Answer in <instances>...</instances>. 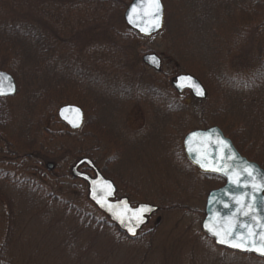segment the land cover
Segmentation results:
<instances>
[{"label": "rangeland", "instance_id": "1", "mask_svg": "<svg viewBox=\"0 0 264 264\" xmlns=\"http://www.w3.org/2000/svg\"><path fill=\"white\" fill-rule=\"evenodd\" d=\"M119 1L115 12L104 9V15L111 12L112 32L120 30V22L124 24L123 14L132 0ZM219 1V12H226L221 27L201 19L202 13L196 14L197 25L192 0H162L165 23L160 34L123 42V33L118 38L121 46L111 45L109 51L105 26L87 24L99 13L92 3L80 0L76 11L58 8L53 15H41L45 24L41 36L49 35L45 26L51 18L55 31L72 38L69 54L66 48H58L52 58L53 51H40L30 38L15 45L23 48V57L16 63L18 91L12 98L0 99V178H7L0 181V191L12 197L15 205L30 206L22 191L24 196L17 200L9 183L19 171L8 162L6 144L10 143L21 162L26 156L35 161L47 157L42 166L32 165L31 175L43 183L41 176L48 172L52 179L44 178L46 183L51 181L70 193L73 189L79 206L86 201V187L71 178L70 170L89 154L102 175L117 186L119 196H128L132 205H155L158 211L136 243L125 240L116 245L108 236H100L108 244L100 246L102 251L91 244L80 250L76 243L70 246L74 236L65 227L71 222L60 223V215L52 216L54 205H46L40 214H25L16 225L9 218L16 233L1 251L13 257L14 264H87L77 261L78 254H88L92 264L93 252L114 255L115 261L108 258L107 264L136 261L143 255L147 263L142 264H261L217 250L210 240L201 238L206 195L221 187L222 181L198 173L182 154L187 133L218 127L244 157L264 170V75L258 77L259 71L264 74V30H256L259 37L250 30L253 17L245 5L250 0L241 1L243 9L233 4L223 9L226 0ZM207 3L213 2L204 0ZM121 48L124 52L112 61L109 52ZM145 54L162 59L160 73L142 65ZM259 54L263 58L258 60ZM29 68L34 72L27 73ZM178 74L199 80L206 100L198 102L189 94L177 97L169 80ZM68 104L85 113L83 128L72 135L56 118L57 109ZM47 164L54 168L47 170ZM4 197L0 193V218L9 206ZM4 226L0 224L2 230ZM8 235L2 232L0 247ZM80 238L86 243L93 236Z\"/></svg>", "mask_w": 264, "mask_h": 264}, {"label": "trees", "instance_id": "2", "mask_svg": "<svg viewBox=\"0 0 264 264\" xmlns=\"http://www.w3.org/2000/svg\"><path fill=\"white\" fill-rule=\"evenodd\" d=\"M77 1L80 0H0V70L6 71L10 73L15 81L18 80L19 76V69L16 67V63L21 61L23 57V48L18 47L15 45H19L22 40H25V38H30L31 41L34 40V45H39L38 49L41 51L42 49L45 50L47 53L52 52L50 55L53 58V55L58 54V48H66L69 54L72 51V46L70 43L72 38L65 39L63 36L64 34L60 35V32L57 30L55 31L53 25L49 19V22L45 26L48 29V36L44 38V36L40 34V28H42L43 25V19H41V15L43 16L45 13H50L49 15H53V13H56L57 9H70L74 8L73 11H76L79 9ZM87 3H92V7L94 10L97 11L98 16H94V18H90L87 21L88 25H101L105 26L103 34H105V38L110 41L111 43L107 42V46L109 48V51L111 50L109 46L112 45L115 46H121V44L118 41V38L121 34H125L126 39L132 40L134 38H138V36L127 29L124 24L120 22V30L118 32H112L109 25L110 22V13L116 11V2H120L119 0H85ZM242 0H226L224 4L222 5V8H229V5L233 4V6H237L238 8L243 9L246 7L250 10V13L252 14V21L250 25V30L252 34L255 36H258L256 33V30H264V0H250L248 3L245 4L246 6H243L244 3L241 4ZM212 5L209 3L204 4V0H192L193 3V11L192 15L194 17V20L196 21V24L199 25L200 22H198V17H196V14L201 15V19H204L207 22H217L219 27L223 26L225 23L224 14L226 12L220 13L218 10V4L221 2L219 0H212ZM82 3V2H81ZM121 4V3H120ZM122 5V4H121ZM90 6V5H89ZM114 8V9H113ZM221 8V9H222ZM98 9V10H97ZM104 9L107 11H112L108 13V15H104ZM227 11V10H223ZM101 13V14H100ZM106 14V13H105ZM203 17V18H202ZM205 17V18H204ZM200 18V17H199ZM203 21V20H202ZM104 24V25H102ZM95 26V27H96ZM264 32V31H263ZM253 35V37H254ZM140 38V37H139ZM122 39V38H121ZM262 40H264V35L261 37ZM106 40V41H107ZM259 40V39H258ZM117 41V42H116ZM69 45V46H68ZM45 48V49H44ZM76 48V46H75ZM126 48V47H125ZM125 48L121 49H112V52H109V56L112 58L111 60L114 61L116 57L120 56L122 52H124ZM129 47L126 48V51H128ZM57 50V52H56ZM43 55V53L41 52ZM42 57V56H41ZM55 57V56H54ZM259 58H263L261 54L258 56ZM118 62V60H116ZM118 64V63H117ZM125 64V63H124ZM36 71V69H34ZM27 73L34 72L32 69L26 70ZM258 77L262 78L264 74H260V71L258 72ZM262 76V77H261ZM264 78V77H263ZM47 88V87H46ZM42 89V88H41ZM36 90V88H34ZM1 114V113H0ZM37 118V117H36ZM37 124H39L40 119L38 117V120L35 121ZM3 151V149H0ZM6 150H7V158L10 162L9 165H12L14 168H18V178L17 179H11L12 181L9 182L10 185L14 188V192L17 195V200L21 201V197L25 195V198L29 200L30 206L23 208L22 206L15 205V200L12 199V197L7 196V194L2 193L5 197V201L7 203V209L3 211L2 217L0 218L3 221H0V224H5L4 230L0 227V242L1 240V234L2 232L5 233L7 231L8 240L5 239L3 245L0 247V251L4 247L6 243H9V240L11 237L14 238V232L16 231L12 228L11 223L8 220L9 218L15 225L17 224V220L21 217H23L25 214H40L42 211H44V207L46 205L49 206H55V211H50V214L53 216L54 213L57 215H60L61 221H70V227H65L66 230H70V233H73L70 240V246L74 245L76 243L77 248L80 250L83 248L84 245H87V247L92 246V248L100 249V246H106L108 244L102 243L99 239L100 236H108V239L111 241L113 240L116 245L121 244L123 241L128 240L126 239L121 233H119L116 228L109 224L105 217H103L102 214H100L94 207L87 201H84L83 206H79L77 202L79 201L76 197H73V192L71 190V193L62 189L61 187L57 186L55 183H46L44 178L52 179L49 174L46 173V175L41 176L42 182H38L32 175V165H39L42 166V163H46L47 157L35 161L36 158L28 157L26 156V160L24 158L25 162L20 161V157L18 156L17 152L11 149L10 143L6 144ZM37 160V159H36ZM43 161V162H41ZM8 177V176H5ZM7 180V178H0V181ZM54 188V191H52ZM24 192V195L23 193ZM20 193V195H19ZM82 195H84L81 192ZM67 197V199H65ZM75 198V199H74ZM70 199V200H69ZM72 199V200H71ZM76 200V201H74ZM13 203V204H12ZM14 205V208L12 207L10 209V206ZM19 206V207H17ZM41 210V211H40ZM8 225V229L6 228ZM62 226V224L60 225ZM74 231V232H73ZM82 235H90L93 236L92 240L85 241L80 238ZM140 237H138L135 240H129L132 242H137V240ZM201 238L205 240H210L206 238L203 234H201ZM6 242V243H5ZM100 242L102 244H100ZM211 242V240H210ZM109 243V242H108ZM212 243V242H211ZM89 244V245H88ZM213 245V244H212ZM105 248V247H103ZM214 248H216L214 246ZM106 249V248H105ZM219 248H217L218 250ZM224 253L229 252L228 254H234V255H240L245 256L247 260L251 261L252 258L254 260H257L261 264H264V259H259L251 255H242L230 251H226L223 249H219ZM4 252H0V264H14L15 260L11 256L3 255ZM145 253V251L143 252ZM144 256V255H143ZM143 256H139L136 261L133 259H126V261L122 264H142L144 261L145 263L147 258H143ZM89 256L88 254H78L77 261L81 263V261H87ZM92 259V264H107V260L113 259L115 261L114 255H106L104 256L102 253H94L90 256ZM103 259V261H102ZM208 259H204L206 261ZM90 261V260H89ZM99 261V262H97ZM196 262H192L191 264H194ZM206 264V262H203ZM221 263V262H220ZM120 264V262H119ZM162 264H166V262H162ZM222 264V263H221ZM256 264V263H255Z\"/></svg>", "mask_w": 264, "mask_h": 264}, {"label": "water", "instance_id": "3", "mask_svg": "<svg viewBox=\"0 0 264 264\" xmlns=\"http://www.w3.org/2000/svg\"><path fill=\"white\" fill-rule=\"evenodd\" d=\"M162 6V14H161V26L158 29L151 31L146 34L140 30L142 25L140 22V17L143 16V12L140 11L142 7V0H132L127 6L124 14H123V23L124 25L132 32L136 33L139 37L149 39L153 36L158 35L164 27V5L162 0H160ZM137 8V12L133 13L132 9ZM129 15L133 17L132 22L129 20ZM155 57L156 63L152 61V58ZM141 62L143 65L153 70L154 72H160L162 67V61L156 54H145L141 58ZM0 74L4 78L3 82V90L5 92L4 95H0V98H8L13 97L17 92L16 82L11 74L6 71L0 70ZM181 77H191L192 82L198 85L203 91L204 95L200 96L196 94L195 89L190 85L189 81H182ZM171 88L177 93L182 94L184 92H189L190 95L199 101H203L206 98V91L199 80H197L194 76L190 74H179L172 78L171 80ZM79 110L78 112L76 110ZM57 118L62 123L66 124L68 128L71 130H78L81 128L83 124V112L80 108L75 105H63L58 108L56 112ZM74 124H78L79 126H74ZM199 134L195 136L189 144L188 138L192 136V134ZM203 137H208L205 141ZM221 138L228 142L229 147L231 149L230 154H234L236 157L235 161L225 160L224 163L231 165L232 167H238L239 165L247 164L251 165L256 172L259 174L258 180L264 178V170L255 162L247 160L245 157L241 156L240 153L235 149L232 142L224 136L222 131L218 127H209L207 129H199L194 130L187 133L182 141V150L186 160L197 169L199 173L203 174H211L220 177L223 179V186L216 190H212L207 194L205 207L203 211V218L200 223L201 232L210 240H212L214 246L242 254V255H251L259 259H264V255H260L256 251L251 250H241L238 248H233L224 244L217 243V238L212 235L206 228L207 224L209 228L213 225H221L223 222L224 225H227V221L223 218L229 217L238 207L235 201L230 199L235 194H238L241 191L247 190L249 192L248 202L250 204H255V209L253 213L258 218H264V191H256L253 199L251 185L248 186L247 189L244 188L243 185L241 187H237L235 183V174L233 175V181L230 182L228 177L223 175L220 172H213L202 169L199 164L196 162L197 159L201 158L202 152L207 150L210 153V156H218L219 154L216 152L217 145L215 143L217 138ZM211 145L210 148L207 145ZM201 145H204V148H201ZM191 147L192 151H189ZM211 162V160H209ZM49 169H52V165H47ZM82 166H87L93 172V177H90L86 173L80 172L78 169ZM71 176L74 179L80 180L86 185L87 191V200L93 205V207L102 214L110 224H112L116 229L125 235L126 238L130 240H134L139 232L148 224L149 219L158 211V207L146 203L137 204L135 206H131L128 202V199L121 198L119 200H115L116 188L114 184L105 179L103 175L99 172V170L95 167V165L86 158L78 160L75 165L70 170ZM110 184L111 188L109 189L107 185ZM99 201V202H98ZM125 204L129 209L135 210L141 207H147L150 210L143 215V222L139 223L137 226V220L132 217L131 212L125 213L124 206ZM228 204L229 207H225L224 205ZM239 220L243 223H256V221L251 220L248 217L239 216ZM132 227L135 229V234L129 232V228Z\"/></svg>", "mask_w": 264, "mask_h": 264}, {"label": "snow or ice", "instance_id": "4", "mask_svg": "<svg viewBox=\"0 0 264 264\" xmlns=\"http://www.w3.org/2000/svg\"><path fill=\"white\" fill-rule=\"evenodd\" d=\"M137 8H133L132 12L136 13ZM140 11L143 12V16L140 17V22L142 25L140 30L145 32L146 34L151 31L158 29L161 26V14H162V6L160 0H142V7ZM129 20L132 22L133 17L129 15ZM152 61L156 63L155 57L152 58ZM182 81H189L190 85L195 89L196 94L203 96L204 91L192 82L191 77H181ZM3 82L4 78L2 74H0V95H4L5 92L3 90ZM79 111L78 109L76 110ZM74 126H79L78 124H74ZM199 134H192L188 138V143L191 144L193 138ZM206 141L208 137H203ZM217 148L216 152L219 154L218 156H210V153L207 150L202 152L201 158L197 159L196 162L202 169L220 172L223 175L227 176L229 181H233V175L235 174V183L237 187L244 186L245 189L251 185L252 195L254 199V195L256 191H264V178L258 180L259 174L256 170L247 164L239 165L238 167H232L231 165L225 164V160L235 161L236 157L231 153V149L227 141L217 138L215 141ZM208 148L211 145H207ZM201 148H204V145H201ZM191 152V147L189 148ZM211 160V162H209ZM107 187L110 189L111 185L108 184ZM249 192L247 190L241 191L238 194L230 197L233 201H235L238 207L236 210L227 218H223L227 221V225L225 226L222 222L221 225H213L211 228L206 224L205 228L217 238V243L224 244L233 248H238L241 250H251L256 251L260 255H264V218H258L253 213L255 209V204H250L248 202ZM99 202V201H98ZM226 208L229 207L228 204L224 205ZM125 213L131 212L132 217L137 220V226L139 223L143 222L144 213L148 212L150 209L147 207H141L135 210L129 209L127 205L124 206ZM239 216L248 217L256 223H243L239 220ZM129 232L135 234V229L130 227Z\"/></svg>", "mask_w": 264, "mask_h": 264}, {"label": "flooded vegetation", "instance_id": "5", "mask_svg": "<svg viewBox=\"0 0 264 264\" xmlns=\"http://www.w3.org/2000/svg\"><path fill=\"white\" fill-rule=\"evenodd\" d=\"M161 72V71H160ZM160 72H157V73H160ZM156 73V72H155ZM172 78L173 77H171L170 78V80H169V85H170V87H171V80H172ZM171 90H172V88H171ZM173 91V90H172ZM185 94H189L188 92H184V93H182V94H176V96L177 97H182L183 95H185ZM204 101V100H203ZM82 112H83V124H82V126H81V128L80 129H78V130H71L70 128H68V126H66L65 124H62L63 126H65L66 127V129L68 130V132H69V134H75V133H78L82 128H83V126H84V123H85V113H84V111L82 110ZM89 137V136H88ZM89 138H91V137H89ZM182 154H183V157H184V160H185V162L189 165V166H191L190 164H189V162L186 160V158H185V156H184V153H183V150H182ZM83 158H86V159H89L94 165H95V167L99 170V168L97 167V165H96V163H95V161L93 160V158H91L90 157V155L89 154H85V156H83V157H81V158H79V160L80 159H83ZM78 161V160H77ZM76 161V162H77ZM75 162V163H76ZM75 163L72 165V167L75 165ZM71 167V168H72ZM194 170H196L197 171V169L196 168H194L193 166H191ZM47 169H49V167L47 166L46 167ZM54 168V167H53ZM52 168V169H53ZM80 172H82V173H86V174H88L90 177H93V172H92V170L90 169V168H88L87 166H82V167H80L79 169H78ZM49 171H50V169H49ZM99 172L102 174V172L99 170ZM198 172V171H197ZM199 173V172H198ZM201 175H204V176H211V177H213V178H215V179H219L220 181H222V185H223V180L221 179V178H219V177H215L214 175H210V174H202V173H200ZM104 178L105 179H107V180H110L113 184H114V182L111 180V179H108V178H106L105 176H104ZM114 186H115V188H116V194H115V200H119V199H121V198H126V199H128V202H129V204L131 205V206H135V205H132L131 204V202H130V199H129V197L128 196H125V195H122V196H119V192H118V188H117V186L114 184ZM141 204V203H140ZM148 204V203H147ZM153 217V216H152ZM151 217V218H152ZM150 218V219H151ZM143 231V230H142ZM141 231V232H142Z\"/></svg>", "mask_w": 264, "mask_h": 264}]
</instances>
